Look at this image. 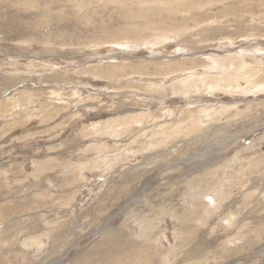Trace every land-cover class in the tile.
Masks as SVG:
<instances>
[{
  "label": "rangeland",
  "instance_id": "rangeland-1",
  "mask_svg": "<svg viewBox=\"0 0 264 264\" xmlns=\"http://www.w3.org/2000/svg\"><path fill=\"white\" fill-rule=\"evenodd\" d=\"M142 1L133 8L112 0H0V264H85L112 245L113 230L120 228L150 248L146 264H264V87H255L242 69L264 64V6L258 8V0H247V8L243 0H201L189 13L179 1ZM160 34L169 38L157 46L117 44ZM151 62L208 72L222 86L213 93L185 86L192 91L174 94L171 85L185 72L142 76L140 68ZM241 70L246 76L231 82ZM152 83L162 85L164 95ZM128 108L136 114L132 121L141 114L143 123L134 121L118 137L96 131L127 117L122 111ZM190 116L201 129L156 147L167 171L142 176L153 151L141 134L176 122L185 129ZM216 152L224 158L220 179L227 184L212 177L201 184L226 190V200L208 225L176 236L181 224L168 212L185 214L188 180L205 175L191 174L188 166ZM51 159L57 166L39 172L37 164ZM95 160L83 182L66 184L64 163ZM151 162L149 167L157 164ZM129 209L136 215L127 220ZM230 213L235 221L227 229L220 219ZM145 215L160 220L151 232L159 241L135 238L142 231L135 219ZM222 243H228L224 250Z\"/></svg>",
  "mask_w": 264,
  "mask_h": 264
},
{
  "label": "bare ground",
  "instance_id": "bare-ground-1",
  "mask_svg": "<svg viewBox=\"0 0 264 264\" xmlns=\"http://www.w3.org/2000/svg\"><path fill=\"white\" fill-rule=\"evenodd\" d=\"M16 1V0H15ZM26 1H30V0H26ZM113 2H122L124 4V6H128V7H133V4L134 3H137L139 0H112ZM145 1V0H143ZM142 1V2H143ZM171 1V0H170ZM175 1H179L177 4L178 6H188L189 8L185 11H188L190 13V11L194 8H198L200 3H201V0H199L198 4H196L195 2L193 3H189V1H192V0H187V2H184V0H175ZM197 1V0H195ZM206 1L207 3H210V2H214V0H204ZM215 1H219V2H224V4L226 3L227 0H215ZM158 4H162L163 3H167L168 0H158L157 1ZM156 2V3H157ZM184 2V3H183ZM146 3V2H145ZM176 3V2H175ZM240 3H244L243 6H245V8L247 7H251L247 4V0H243L242 2ZM122 5V4H121ZM168 5V4H167ZM198 6V7H197ZM229 6V5H228ZM264 6V0H258V3H257V7H262ZM123 7V6H122ZM191 8V10H189ZM129 9V8H128ZM172 9V8H170ZM226 9H229L228 7H226ZM263 11L259 10V14L261 13L260 16L264 15L263 12H264V9L262 8ZM229 11V10H227ZM180 13V12H179ZM187 13V12H186ZM229 13V12H228ZM245 13V12H244ZM184 14V13H182ZM249 14V13H248ZM251 14V13H250ZM258 14V13H257ZM258 14V15H259ZM254 16V15H253ZM257 17V15H256ZM264 17V16H263ZM253 23V22H252ZM176 30V29H175ZM187 30V29H186ZM190 30V29H189ZM183 34V33H182ZM158 35V34H157ZM161 35V34H160ZM153 37V36H152ZM169 36L167 35H161V36H156L154 38H151V39H148L143 42L141 40H136V41H132L130 40L129 38H126L125 40L123 39L122 42H118L117 44H123V46H127L128 44H135L136 46H139V45H146V46H157L159 44H161L162 42L168 40ZM132 44V46H133ZM259 48V47H258ZM234 50V49H233ZM237 52V51H236ZM254 53V52H253ZM251 53V54H253ZM244 54H247V53H244ZM257 54V53H256ZM259 55V54H257ZM231 58V57H230ZM235 58V57H234ZM237 58V57H236ZM233 59V58H232ZM238 59V58H237ZM224 60H227V59H224ZM228 60H231V59H228ZM262 60V59H261ZM220 61V60H219ZM217 61V60H214V62L221 64L222 62L224 63L223 59H222V62L220 61ZM147 62V61H146ZM233 62V61H232ZM256 62V61H255ZM264 62V61H263ZM171 63V62H170ZM170 63H163L162 62V65L159 66L158 64H154V62H151V63H145L143 65V67H139L140 69H145L146 72L142 71V70H138L139 72H142V76L145 74V75H158V74H164L168 76V74H171V73H178V72H185L183 75L185 76L181 81H178V82H175L171 85V88L174 92V94H181V91H183L184 87L185 86H188V87H193V86H202V87H206V89H204L205 91L209 92V93H213L214 92V89H217V88H220L222 85L221 83L218 84V82L215 80L214 77L212 78H208L207 77V74H209L208 72H206V74L204 72H201L199 71L198 69L195 70L193 67L192 68H187L186 65L184 68H182V66L180 65H177V63L175 62H172L174 64H176V68H173V66H175L174 64H170ZM216 63V64H217ZM222 63V64H223ZM179 64H181L179 62ZM183 64V62H182ZM185 64V63H184ZM229 64V63H228ZM123 65V64H122ZM192 65V64H191ZM224 65V64H223ZM150 66H153L154 68V71H151L150 70ZM188 66V65H187ZM190 66V65H189ZM202 66V65H201ZM226 66V65H225ZM230 66V65H229ZM197 67V66H195ZM168 68H173L172 70H167ZM231 68V67H229ZM166 69V70H165ZM210 69V68H209ZM215 69V67H214ZM220 69V68H219ZM244 71H246L245 73H247L246 75L249 77H245L249 80H253L254 82H252L254 85H256L255 87H261L263 89L264 87V64L258 68L254 67V68H251L250 66H248L246 63L243 64V68H242ZM135 70V69H134ZM165 70V71H163ZM188 70V72L186 71ZM206 71V69H204ZM227 70V69H226ZM241 70L240 72H235L232 74V80H230L231 82L233 81L234 83V80L237 79L235 82H237L239 79L238 77L243 76L242 74L245 75L244 71ZM150 71V72H148ZM231 71V70H230ZM214 72V70H213ZM219 72V71H218ZM227 71H225L226 73ZM111 74V73H110ZM201 74H204V76H202ZM211 74V73H210ZM182 75V74H181ZM180 75V77H182ZM213 76V74H211ZM245 75V76H246ZM15 76V75H14ZM134 76V75H133ZM163 76V77H164ZM22 77V76H21ZM138 77V76H137ZM179 77V76H178ZM197 77V78H196ZM227 78V77H226ZM242 79L244 77H241ZM224 80V78H222ZM168 80V79H167ZM166 80V81H167ZM220 80V79H219ZM222 80V81H223ZM245 80V79H244ZM165 81V82H166ZM217 83H216V82ZM221 81V82H222ZM225 81V80H224ZM223 81V82H224ZM248 81V80H247ZM164 82V84H166ZM220 82V81H219ZM226 82V81H225ZM216 83V84H214ZM250 83V82H249ZM182 85V87H179V85ZM237 84V83H236ZM149 87H153L155 88V90L159 91L161 94L164 95V93L162 91L165 90V88L162 86V85H156L154 83L148 85ZM229 86V85H228ZM249 86V84H248ZM247 86V87H248ZM187 87V88H188ZM204 87V88H205ZM224 87V85H223ZM232 87V86H231ZM160 88H161V91H160ZM229 88V87H228ZM235 88V87H234ZM234 88L232 89L234 91ZM256 89V88H254ZM18 90V89H17ZM186 90V89H185ZM189 90L192 91L191 88H188L186 91L188 92ZM201 90V89H200ZM203 90V88H202ZM152 91V90H151ZM186 91H183L186 93ZM204 91V92H205ZM133 92V91H132ZM158 92V93H159ZM201 92V91H200ZM198 93H199V90H198ZM197 93V94H198ZM193 94V93H192ZM195 94V93H194ZM228 94V93H227ZM182 95V94H181ZM187 95V94H185ZM203 95V94H202ZM193 96V95H192ZM187 97V96H186ZM51 98V97H50ZM57 98V97H56ZM110 98V97H109ZM137 98V97H136ZM150 98V97H149ZM148 98V99H149ZM159 98V97H158ZM157 98V99H158ZM139 99V98H138ZM146 99V98H145ZM151 99V98H150ZM153 99V98H152ZM156 99V98H155ZM78 100V99H77ZM187 100V99H186ZM134 101V100H133ZM145 101V100H144ZM237 102V101H236ZM15 104L17 102H14ZM61 103V102H60ZM142 103V102H141ZM8 104V103H7ZM13 105V104H12ZM84 106V105H83ZM202 106V105H201ZM29 107V106H28ZM220 107V106H219ZM9 108V107H8ZM230 107L225 105L222 107V110H228ZM10 109V108H9ZM152 109V108H151ZM211 109V108H210ZM37 111V110H36ZM144 111V110H143ZM7 112H8V109H7ZM66 112V111H65ZM127 112V113H126ZM133 110L131 108H128L127 110H124L122 111V113H126L127 114V117H123L122 119L120 120H117L118 123H121V126L120 127H116V126H113L114 123H116L117 121L114 120V122L111 121L108 122V123H104L103 125L101 124V130L100 129H96V131H100L102 133V135L106 134L109 135V136H115V137H118V135H123L125 134L127 128L129 127V125L133 124V122H138V120L140 119V122H141V118H142V115L139 114L138 116H136L135 120L132 121V117H135V115H130L132 114ZM5 113V111H4ZM31 114V113H30ZM33 114V113H32ZM109 114V113H108ZM170 114V113H169ZM174 114V113H173ZM9 115V114H8ZM124 115V114H122ZM203 115V114H202ZM33 116V115H31ZM125 116V115H124ZM129 116V117H128ZM192 116V115H191ZM190 116V117H191ZM194 116V115H193ZM18 117V116H17ZM104 117V116H103ZM131 117V118H130ZM145 117V116H144ZM4 118V117H3ZM121 118V117H120ZM126 118V119H125ZM119 119V118H118ZM131 119V120H130ZM1 120V119H0ZM4 120V119H3ZM54 120V119H53ZM143 120V119H142ZM200 120V119H199ZM210 120V119H209ZM47 121V120H46ZM56 121V120H55ZM120 121V122H119ZM122 121V122H121ZM176 121V120H175ZM213 122V120H211ZM143 123V122H141ZM203 123V122H202ZM82 124V123H81ZM160 124V123H158ZM116 125V124H115ZM137 125V124H136ZM180 125L181 124H178L177 122L175 124H170L167 125V124H160V126H158L156 128V130L154 131H151L150 133H148L147 131H145V134H141L142 135V139L143 138H150V141L148 143H146V146L150 149V152L151 150L153 151L151 154H149V157L146 159V162H144L145 164L143 165L144 168L143 171V175L142 176H145L146 174L149 175L150 173H159V176H162V173L163 171L166 172L167 170H165V166L162 164V163H159V153L161 154V150L158 151L156 149V147H162L165 146L167 143H168V140L170 138H182V137H186V136H189L190 134L196 132V130H200L201 129V123L197 124V119L195 120L193 117H191V120L186 123V124H183V126L185 125V129L184 127L183 128H180ZM99 126V125H98ZM97 126V127H98ZM119 126V124H118ZM132 126V125H131ZM93 127V125H92ZM113 127V130L111 131V128ZM3 128V127H2ZM141 128V127H140ZM168 128V129H167ZM142 129V128H141ZM140 129V130H141ZM90 130V129H89ZM92 130V129H91ZM90 130V132H91ZM138 130V131H140ZM144 130V129H143ZM86 131V130H85ZM84 131V132H85ZM88 132V131H87ZM120 133V134H119ZM32 134V133H31ZM65 134V133H64ZM91 133H89L90 135ZM93 134V133H92ZM150 134V135H149ZM177 134H179V136H176ZM78 135V134H77ZM87 135V136H89ZM5 136V135H4ZM91 136V135H90ZM101 136V135H100ZM140 136H135L134 137V141L133 142H136L138 139H139ZM1 138V137H0ZM86 138V137H85ZM102 141V139H101ZM105 145V144H104ZM135 145V144H134ZM213 145V144H212ZM105 147V146H104ZM137 147V146H136ZM92 148V147H91ZM100 148V147H99ZM102 148V147H101ZM105 149V148H104ZM154 149H156L157 151L154 152ZM100 150V149H99ZM98 150V151H99ZM110 150V149H109ZM92 151V149L90 150ZM93 151H95V149H93ZM102 151V150H101ZM106 151V149H105ZM108 151V150H107ZM129 151V150H128ZM143 151V150H142ZM220 151V150H218ZM100 152V151H99ZM140 152V151H139ZM147 152V151H146ZM146 152H143V153H146ZM50 153V152H49ZM97 153V151H96ZM142 153V152H141ZM95 154V153H94ZM134 154V153H133ZM106 155V154H105ZM104 155V156H105ZM123 155V153H122ZM129 155V154H128ZM109 156V155H108ZM125 156V155H124ZM134 156V155H133ZM207 156V155H206ZM116 157V156H115ZM201 157V156H200ZM202 157H205L204 155ZM133 158V157H132ZM96 159V158H95ZM101 159V158H100ZM223 157L219 155L218 152L216 153H212V155L208 156V157H205V158H202L200 159L201 161H198V160H194L189 166V171L188 172H193L191 174H195L197 172H203V174H205L204 176L200 177L199 180H197L196 178L194 179H190L188 180L187 182V191H186V195H187V199H188V203H189V206H184V211H185V214H183L182 216H178V213L175 212V211H169L168 214L173 218L175 219V221H177L178 223L181 224V226L179 227L180 229H177L176 230V236H179V234L182 235V233H186V232H191L193 230L196 229L197 226H204V225H208V221L210 220V218H212L213 215H217L218 213V209H219V205L221 204V202L223 200H226V194L227 191L224 190V189H216V188H213V189H210V188H206L208 187V184L206 185H202L201 184V180L202 181H205V179L207 177H212L213 179H216L217 181H223V186H224V183L225 180H221L220 177L221 176H225L226 175V170H225V166H224V163L222 165V161H223ZM93 160V158H92ZM107 160V158H106ZM111 160V159H110ZM152 160H155L157 162V164L153 167H149L150 165H152L153 163L151 162ZM102 162V161H101ZM100 162V163H101ZM116 162V161H115ZM171 162V161H170ZM221 164V166L217 167L218 165L216 166H212L213 163H219ZM58 163V162H57ZM172 163V162H171ZM125 164V163H124ZM227 164V163H226ZM5 165V164H4ZM42 165V166H41ZM60 165V164H59ZM89 165L90 166H94L95 168L97 167V161L95 160L94 162H78V163H64L63 164V170L65 172H68L70 174V178L68 176H66V178H64V180L66 181V184L68 186H76L78 183H81L84 181V175H85V169L88 167L89 168ZM106 165V164H105ZM228 165V164H227ZM50 166H57L56 164H54V160H48V161H45V162H40L37 164V167L39 172L40 171H44L45 168H48ZM99 166H101L99 164ZM98 166V167H99ZM103 166V164H102ZM107 166V165H106ZM172 166V165H171ZM6 167V166H5ZM4 167V168H5ZM1 168V167H0ZM172 167H169V169H171ZM61 169V168H60ZM107 169V168H105ZM104 169V170H105ZM87 170V169H86ZM111 170V169H110ZM199 170V171H197ZM204 170V171H202ZM104 172V171H103ZM108 172V171H107ZM99 173V172H98ZM222 173V174H221ZM140 174V175H138ZM138 176V178L141 176V173H137L136 174ZM100 176V175H99ZM152 177V176H151ZM37 180V179H36ZM148 180H150V177H147L143 180V182H147ZM38 183V182H37ZM65 183V182H64ZM146 184V183H145ZM227 184V183H226ZM160 187V186H159ZM157 187V188H159ZM156 188V189H157ZM147 189V188H145ZM155 189V188H154ZM76 193H74L75 195ZM248 196V195H247ZM26 197V196H25ZM40 197V196H39ZM45 197V196H44ZM208 197H211V198H208ZM43 198V197H42ZM74 198V197H73ZM249 198V197H248ZM207 199H210V200H207ZM26 200V199H25ZM28 201V199H27ZM144 202V201H143ZM27 203V202H26ZM67 204V203H66ZM72 204V203H71ZM129 206V205H128ZM53 208V207H52ZM27 211V210H26ZM166 210L163 208L161 209V213L163 215V213H165ZM44 214V213H43ZM26 215V214H24ZM32 215V214H31ZM122 215V214H121ZM136 214L133 210H128L127 212V220H129L130 218L134 217ZM224 215V214H223ZM44 216V215H43ZM222 216V215H221ZM42 217V216H41ZM115 217V216H114ZM18 218V217H17ZM24 218V217H23ZM32 218V217H31ZM43 218V217H42ZM105 218V217H104ZM158 218V217H157ZM25 219V218H24ZM22 219V220H24ZM40 219V218H39ZM220 219V218H219ZM20 220V219H19ZM125 220V219H124ZM221 222L223 223L224 227L228 229V226H225L226 224L230 226V224L232 222L235 221V218H234V215L233 214H228V215H225L223 217H221ZM18 221V220H17ZM16 221V222H17ZM37 221V219H32L31 221V225H34L36 224L35 222ZM19 222V221H18ZM135 222L138 224L141 233L135 237V238H142L144 239L145 241H159L161 236H157L155 238H153V234H151V232L156 229L158 225V223H160V220H157L156 218H150L149 216H142V217H137L135 219ZM125 223L127 224V222L125 221ZM124 223V224H125ZM17 224V223H16ZM29 224V223H27ZM123 224V225H124ZM15 225V224H14ZM21 225V224H20ZM19 225V226H20ZM103 225V224H102ZM106 225V224H105ZM22 226V225H21ZM109 226V224L107 225ZM221 226V225H220ZM232 226V225H231ZM246 227V226H244ZM29 228V227H28ZM126 228V227H125ZM195 228V229H194ZM22 229V228H21ZM33 229V228H32ZM116 229V228H115ZM19 229H17L18 231ZM225 230V229H224ZM15 231V230H14ZM114 232V235L116 237V239L113 241L112 245L110 243V247L109 248H104L102 251H100L98 254H96L95 257H88L86 259V263L85 264H146L145 262V256L147 257V255H149V253L147 252L149 249L148 248H145L143 244L141 243H138L134 240H132L129 235L126 233L125 229L123 228H120V229H117V230H113ZM135 231V230H134ZM226 231V230H225ZM228 231V230H227ZM128 232V231H127ZM263 232V231H262ZM129 233V232H128ZM194 233V231H193ZM241 233V232H240ZM48 234V233H47ZM162 235H165V233H162ZM243 235V233H242ZM42 238H44L45 236H41ZM112 237V236H111ZM241 237V235H240ZM244 237V235H243ZM50 238V237H49ZM58 238V237H57ZM68 238V237H67ZM134 238V236H133ZM178 238V237H177ZM237 238V237H236ZM31 239V238H30ZM29 239V240H30ZM39 243H38V241ZM55 239V238H54ZM66 239V238H65ZM141 239V240H142ZM239 239V238H237ZM236 239V240H237ZM243 239V238H242ZM33 240H35V245L36 243H38L39 245H41V240L39 238L35 237L33 238ZM46 240V239H45ZM139 240V239H138ZM228 240V239H227ZM241 240V239H240ZM48 241V240H47ZM58 241V240H57ZM230 241V240H228ZM26 242V241H25ZM33 242V243H34ZM105 242V241H104ZM103 242V243H104ZM140 242V241H139ZM28 243V242H27ZM31 243H28V245H30ZM151 244V243H150ZM34 245V244H32ZM66 245V244H65ZM101 245V244H100ZM99 245V246H100ZM222 249L224 250V248L226 249L227 246H228V243H222L221 245ZM77 247V246H76ZM102 249V248H101ZM152 249V248H151ZM229 249V248H228ZM230 250V249H229ZM93 251V250H92ZM99 251V250H98ZM87 252V251H85ZM94 252V251H93ZM197 252V251H196ZM225 252V251H223ZM227 252V251H226ZM198 252L196 253V258L197 260L201 261L202 260V256H198ZM224 254V253H223ZM92 256V255H91ZM94 256V254H93ZM190 256V255H189ZM79 258V257H78ZM83 258V256H82ZM208 258V257H207ZM43 260V259H42ZM47 260V259H46ZM74 260V259H73ZM50 261V260H49ZM85 261V260H84ZM205 261H207V259H205ZM63 262V261H62ZM50 263V262H49ZM54 263V262H53ZM235 263V262H234ZM52 264V263H51ZM75 264H81L80 261H77Z\"/></svg>",
  "mask_w": 264,
  "mask_h": 264
}]
</instances>
